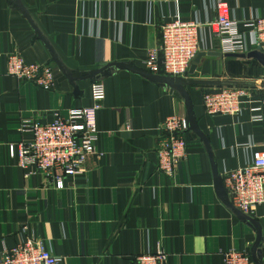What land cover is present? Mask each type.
Wrapping results in <instances>:
<instances>
[{"label": "crops", "instance_id": "obj_1", "mask_svg": "<svg viewBox=\"0 0 264 264\" xmlns=\"http://www.w3.org/2000/svg\"><path fill=\"white\" fill-rule=\"evenodd\" d=\"M20 1L29 17L14 0H0V260L24 238L27 224L28 234L46 240L64 264H131L160 245L169 264H224L229 249L264 264V205L249 215L256 222L246 219L228 196L233 207L219 196L214 173L223 178L251 162L254 149H264V124L251 119L257 102L238 116L208 115L203 106L206 92L227 86L247 89L254 100L264 95V64L221 52L205 25L216 18V0ZM226 1L241 24L264 14V0ZM177 15L203 23L200 52L221 55L204 56L193 74L182 77L208 146L189 128L188 156L169 177L158 169V127L174 114L188 118L183 91L121 66L89 76L112 63L144 71L148 49L160 45L162 25ZM12 52L50 64L52 89L8 75ZM97 80L106 88L97 112L102 155L88 160L77 186L71 177L64 189L41 174L25 177L7 149V143L32 139L19 131L22 121L46 123L58 112L92 106Z\"/></svg>", "mask_w": 264, "mask_h": 264}, {"label": "built area", "instance_id": "obj_2", "mask_svg": "<svg viewBox=\"0 0 264 264\" xmlns=\"http://www.w3.org/2000/svg\"><path fill=\"white\" fill-rule=\"evenodd\" d=\"M216 18L205 25L219 42L223 53H247L252 48L264 51V14L241 24L231 14L226 0H216ZM203 23L185 20L177 15L161 27V42L150 48L144 61L145 72L173 78L183 77L201 50ZM247 29V30H246ZM6 72L21 81H27L45 90L52 89L54 73L50 64L27 62L18 52L6 57ZM93 104L89 107L70 108L66 115L59 112L50 122L23 120L19 131L32 135L29 141L7 143L10 159L29 177L41 174L50 178L57 189H64L65 179L71 177L73 185L84 178L87 162L102 152L97 147L100 131L97 112L102 109L106 88L102 81L93 82ZM257 102L251 110V119L264 124V95L253 99V94L243 87L227 86L208 91L203 96V106L208 115H241L248 103ZM189 121L178 114L167 117L160 127L157 149L158 169L172 177L177 166L188 156V143L184 133ZM251 162L223 175L225 196L240 211L255 214L264 205V149H254ZM24 238L7 249L0 264H64L63 258L53 252L46 240L29 233L22 226ZM131 264H169V253L162 245L152 252L136 256ZM224 264H256L249 253L229 249L224 253Z\"/></svg>", "mask_w": 264, "mask_h": 264}, {"label": "water", "instance_id": "obj_3", "mask_svg": "<svg viewBox=\"0 0 264 264\" xmlns=\"http://www.w3.org/2000/svg\"><path fill=\"white\" fill-rule=\"evenodd\" d=\"M19 6L20 8L24 11V13L26 15H28V12L27 10L25 9V7L23 6L22 2L20 0H14ZM29 17V15H28ZM47 43V42H46ZM48 44V43H47ZM49 46V44H48ZM50 47V46H49ZM51 49V47H50ZM52 50V53L54 54V56L56 57L53 49ZM228 56H234V57H242V58H245V57H255L257 58L262 64H264V53L262 51H260V49H255L253 51H250L249 53H226ZM206 55H215V56H219L221 55V52H216V51H209V52H206V51H201L197 54V56L195 57L193 63L191 64L188 72L186 73L187 74H193L195 72V70L197 69V66L198 64L200 63V61L202 60V58ZM58 61V60H57ZM112 66H121V67H124V68H127V69H130L136 73H139L143 76H146L148 78H151V79H154V80H158V81H161L162 83H165V84H168L172 87H176V88H179L183 91L184 95H185V98H186V102H187V106H188V109H189V112H188V118H189V127L191 129H193L202 139L203 141L206 143V145L208 146V142H207V139L205 137V135L199 130L196 122L193 120V117H192V111H191V105H190V101H189V98H188V94L186 92V89H185V81L182 79V77H179V78H173V77H169V76H165V75H155V74H151V73H147L145 71H139V70H136V69H133L131 68L129 65L127 64H124V63H112L111 65H108L106 67H103L102 69L92 73L89 77H99L104 71H106L109 67H112ZM208 150H209V153L211 155V151L208 147ZM212 159V158H211ZM212 162H213V159H212ZM216 169L214 168V173H215V182H216V186H217V191H218V194L219 196L230 206L233 207V205L226 199L225 197V191H224V186H223V180H222V177H220L218 175V173L215 171ZM236 209V208H235ZM237 211L239 213H241L243 216L246 217V219H249V220H252V221H255L251 216L243 213L242 211H240L239 209H237ZM256 222V221H255ZM259 234L262 233V228H259ZM258 256L260 257L261 256V251H258Z\"/></svg>", "mask_w": 264, "mask_h": 264}]
</instances>
